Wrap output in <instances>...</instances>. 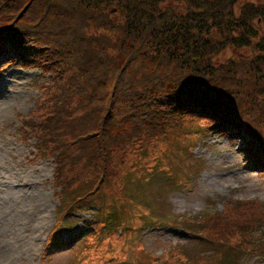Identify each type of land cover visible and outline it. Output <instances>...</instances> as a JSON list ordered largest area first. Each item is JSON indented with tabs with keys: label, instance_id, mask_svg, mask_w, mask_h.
Wrapping results in <instances>:
<instances>
[{
	"label": "trees",
	"instance_id": "1",
	"mask_svg": "<svg viewBox=\"0 0 264 264\" xmlns=\"http://www.w3.org/2000/svg\"><path fill=\"white\" fill-rule=\"evenodd\" d=\"M0 41L25 65L55 75L56 97L47 109L38 105L48 119L29 128L41 149L57 146L55 154L66 157L58 174L69 190L76 166L94 168L102 180L111 162L117 171L131 142L138 149L149 143L167 158L195 149L197 130L245 131L249 156L264 165V0H0ZM130 109L144 119L139 136L125 130ZM192 123L200 127L188 128ZM122 196L123 234L114 238L124 245L133 221L143 223L141 212L151 211ZM240 203L203 214L199 233L212 243L226 241L232 228L251 236L247 228L264 216L249 218ZM228 207L232 216L224 220ZM181 249L147 255L144 264H196Z\"/></svg>",
	"mask_w": 264,
	"mask_h": 264
},
{
	"label": "rangeland",
	"instance_id": "2",
	"mask_svg": "<svg viewBox=\"0 0 264 264\" xmlns=\"http://www.w3.org/2000/svg\"><path fill=\"white\" fill-rule=\"evenodd\" d=\"M230 55L237 53L230 52ZM0 65L7 66V61L2 60ZM2 70L0 264H124V261L127 264H143L147 253L162 257L175 248H184L181 251L188 255V262L196 264H264V255L259 252L264 249L263 222L247 228L251 236H240L232 228L230 234L224 237L226 241L218 238L212 243L199 235L201 226L198 223L202 222V215L222 211L227 207L226 202L229 200L226 199L241 202L238 206L248 213L249 218L264 216V208L258 207L264 206V175L258 173L261 167L253 165V160L242 149L243 139L235 133L230 138L216 131H195L193 136L200 146L191 153L174 152L168 166L163 168L166 172L155 169L151 162L136 172L129 171L122 164L120 170L116 171V163L111 162L110 170H104L103 173L106 180L112 177L118 180L117 187L121 192L116 190L113 196L93 193L97 187L107 191L110 182L101 180L99 172L84 163L76 166L71 172L70 177L74 181L70 190L92 192L94 197L88 195V207H82L80 213L66 212L54 230L60 203L62 208H67L66 204L73 200L69 195V187L60 181L66 176L58 174V161L66 157L55 154L57 146L47 151L41 149L32 138L29 125L48 119L38 105L41 103L47 109L48 100L56 97L51 93L55 75L41 73L38 65L28 64L23 69L19 62ZM46 89H50L48 94L44 92ZM194 126L200 127L198 123L187 127ZM40 136L43 134L40 133ZM254 149L257 151L255 145ZM148 150L150 147L134 152L133 157L150 154ZM184 158V164L177 167ZM150 159L151 155H148L146 160ZM54 182L61 183L67 190L58 192ZM82 184L86 189L82 188ZM91 188L94 189L89 190ZM122 195L139 205L141 210L146 208L151 211L141 213L144 224L138 230L137 221H133L131 237L146 251L138 253V260H135L136 252L130 253L128 258L115 252H120V247L113 240L114 230L110 228L116 225V221H110L109 215L114 210H110L108 205L114 207V203H122ZM242 202L257 207L245 206ZM100 209L103 214L110 210L109 215H102L97 220ZM228 209L229 213L222 215L224 220L232 216L231 208ZM182 218L199 221L186 223L182 227L175 221ZM249 218L245 217L244 223H250ZM85 221L89 223L88 226ZM236 224L239 223L232 222L233 226L240 229ZM84 227L97 231L84 233ZM51 236L52 243L49 244L47 239ZM251 247L255 252H249L248 248ZM103 250L106 251L104 256ZM88 253L90 255L86 260Z\"/></svg>",
	"mask_w": 264,
	"mask_h": 264
},
{
	"label": "bare ground",
	"instance_id": "3",
	"mask_svg": "<svg viewBox=\"0 0 264 264\" xmlns=\"http://www.w3.org/2000/svg\"><path fill=\"white\" fill-rule=\"evenodd\" d=\"M29 237L27 236V239H28ZM17 239H19L20 240V238L18 237ZM34 240H36V238L34 239Z\"/></svg>",
	"mask_w": 264,
	"mask_h": 264
}]
</instances>
